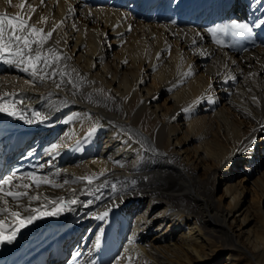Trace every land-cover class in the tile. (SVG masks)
<instances>
[{"label": "bare ground", "instance_id": "bare-ground-1", "mask_svg": "<svg viewBox=\"0 0 264 264\" xmlns=\"http://www.w3.org/2000/svg\"><path fill=\"white\" fill-rule=\"evenodd\" d=\"M17 12L45 32L63 21L44 50L55 46L70 58L62 65L71 83L57 88L59 77L41 83L0 61V97L19 94L4 98L22 100L16 107L25 110L23 119L0 113V177L60 169L50 179L63 185H33L29 193L40 200L16 207L8 198L9 207L24 216L29 204L51 211L59 198L66 207L78 203L0 245V264H73L58 250L79 251L76 264H264V171L256 168L264 164V29L223 45L216 43L223 34L208 32L264 18V7L255 0H0V13ZM37 111L50 119L27 123ZM52 144L59 155L49 154ZM240 168L244 180L255 176L256 200L238 187ZM85 176L98 178L92 185L77 179ZM105 211L104 220L94 218Z\"/></svg>", "mask_w": 264, "mask_h": 264}, {"label": "snow or ice", "instance_id": "snow-or-ice-1", "mask_svg": "<svg viewBox=\"0 0 264 264\" xmlns=\"http://www.w3.org/2000/svg\"><path fill=\"white\" fill-rule=\"evenodd\" d=\"M11 5L12 0H7ZM255 2L262 7H264V0H255ZM41 4H44V0H41ZM20 9L25 8V3L22 2L18 5ZM30 12L34 13L35 8L31 5H28ZM91 15V13H89ZM31 16L29 15L26 19L24 15L20 12L9 15L7 13H0V61H3L8 64H12L16 67H19L21 71L28 73L30 77L34 78L37 81L43 83L46 79L55 81L57 77L60 78V83L56 84L57 88L61 87V83H64L66 80L68 83H71L70 73L66 71V64L62 65L63 61L70 59L66 55H63L61 52H58L55 46H51L44 50V45L52 39L53 33L61 27L63 21L60 24H54L53 27L45 32L43 27H37L36 24H30L29 20ZM42 20L46 23L47 17H43ZM75 27V25H73ZM254 29H264V18H258L257 21L253 22H237L232 21L230 23H225L221 25H216L215 27L209 28L208 32L212 34L213 37H216L217 34H223L225 36H230L234 39H248L251 38L255 33ZM129 30H131L129 28ZM216 43L223 45V39H216ZM56 45L59 44V41L55 42ZM35 46V47H34ZM127 61H125L126 63ZM75 71V70H73ZM190 74V73H189ZM252 75V74H250ZM83 79V78H80ZM231 79H236L235 76H232ZM91 83V82H89ZM103 91V90H100ZM17 96L19 94L5 93L4 97L7 96ZM4 97H0V113H6L10 116H19L21 119L25 118V110L22 108H17V102L23 103L22 100L9 101ZM253 102L256 101V97H253ZM33 119H27V123L32 124L37 121L45 122L50 119V117L42 115L40 112H33ZM94 131V130H93ZM92 132H89V137L92 135ZM59 145L52 144L48 149L50 155H59L58 151ZM41 169L45 167L44 164L39 166ZM61 173L60 169H57L55 173H49L47 175H38L36 171L25 172L22 175H17L15 171L11 174L0 177V214H7L5 219H0V245L6 243H12L18 233L28 225L32 224L35 220L40 219L44 216H58L65 211L71 210V205H76L77 200L73 199L68 201V206H64L63 198H59V201H52L53 208L51 211H44L43 208H29L26 209L27 215L22 216L20 211L13 210L12 207H9V199L16 202V207H22L19 204L24 198H27L29 202L33 200H40L39 195H30L29 189L39 188L41 185H48L54 188L63 187L62 184H58L55 180L50 179V176L59 177ZM100 176L105 175L103 171L99 173ZM96 176H85L79 177L78 180H86L88 185H92L93 180L97 179ZM27 179L30 183H24L23 181ZM13 181H19V183L13 185ZM67 179L64 180V184H68ZM113 191H115V186H112ZM98 190V189H97ZM95 196V193H90ZM99 198V197H97ZM93 200H88L87 204L91 205ZM59 204V206H56ZM46 207V205L44 206ZM109 212L105 211L101 215L94 218L99 220H104L108 216ZM103 235V232H100V235L96 238L95 247H100V237ZM81 253L77 251L72 257L73 264H76V258L79 257ZM94 264V262H93Z\"/></svg>", "mask_w": 264, "mask_h": 264}, {"label": "rangeland", "instance_id": "rangeland-1", "mask_svg": "<svg viewBox=\"0 0 264 264\" xmlns=\"http://www.w3.org/2000/svg\"><path fill=\"white\" fill-rule=\"evenodd\" d=\"M231 9H232V7H231ZM148 79V78H147ZM160 101H162V99L160 100ZM262 157H260V159H261ZM259 162H258V164H257V166H256V168H257V170H259L260 169V171H264V164L262 163V161L261 160H258ZM238 163H239V161H237L235 164H234V167L236 168V170H237V167H238ZM10 164H12V163H8L7 165H5V168L3 169V172H5V170H6V167L7 166H9ZM257 174V173H256ZM255 174V175H256ZM246 175H245V172H244V169L243 168H240V170H239V172H236V174H234V177H235V179L237 180L236 182H238V180H240V185H238V187H240V189L242 190V189H244L245 190V192H248L249 194H251V199L252 200H256V198H254V197H256V191H255V189H254V187H253V184H254V180H253V177H255V176H253L252 178H250V180H244V177H245ZM257 176V175H256ZM253 183V184H252ZM220 193H222V191H221V188H218V190H217V195H220ZM252 194H254V197H252L253 195ZM223 198H224V196H223ZM246 199H248V197L246 196ZM224 202L226 203L227 202V200H226V198H224ZM73 248V247H72ZM76 248V246L74 247V249ZM71 253V252H70ZM69 253V254H70ZM222 258V257H221ZM53 259V258H52ZM51 260V259H50ZM61 260L62 261H64V262H66V261H68V260H66L64 257L62 258V256H61ZM223 262V261H222ZM222 262H220V264L222 263Z\"/></svg>", "mask_w": 264, "mask_h": 264}]
</instances>
